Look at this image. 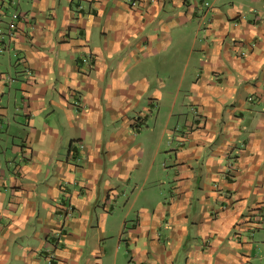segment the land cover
Returning <instances> with one entry per match:
<instances>
[{
    "label": "crops",
    "instance_id": "1",
    "mask_svg": "<svg viewBox=\"0 0 264 264\" xmlns=\"http://www.w3.org/2000/svg\"><path fill=\"white\" fill-rule=\"evenodd\" d=\"M0 264H264V0H0Z\"/></svg>",
    "mask_w": 264,
    "mask_h": 264
},
{
    "label": "built area",
    "instance_id": "2",
    "mask_svg": "<svg viewBox=\"0 0 264 264\" xmlns=\"http://www.w3.org/2000/svg\"><path fill=\"white\" fill-rule=\"evenodd\" d=\"M132 5H133V6H136V2H132Z\"/></svg>",
    "mask_w": 264,
    "mask_h": 264
}]
</instances>
